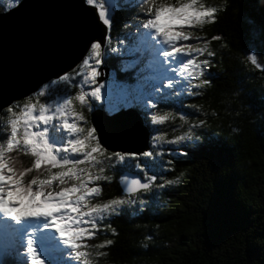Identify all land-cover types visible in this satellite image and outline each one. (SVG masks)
I'll return each mask as SVG.
<instances>
[{
	"label": "snow or ice",
	"instance_id": "1",
	"mask_svg": "<svg viewBox=\"0 0 264 264\" xmlns=\"http://www.w3.org/2000/svg\"><path fill=\"white\" fill-rule=\"evenodd\" d=\"M84 3L99 10L96 16L102 32L85 45L81 60L53 81L58 89L63 86L62 95L39 102L38 98L54 96L51 86H46L0 100V119L6 128L0 137V234L4 237L0 264H93V256H107L112 239L91 242L109 229L118 235L111 227L112 219L134 202L143 206L139 212L145 211L146 197H155L180 182L166 175L174 170L177 161L173 157H188L206 139L219 138L205 131L204 120H192L182 111L187 100L199 97V90L213 82L207 69L216 52L210 40L194 33L214 23L219 10L203 0ZM19 6L20 0H0V17H9ZM185 9L195 11L200 19L174 24V15ZM122 11L132 14L123 21L125 35L118 34L114 43V15ZM114 57L130 58L126 63L131 68L120 70H130L136 77L131 90L113 80V89L131 97L116 105L109 102L111 92L106 93L100 82L104 75L101 66L106 58ZM248 59L264 71L257 55ZM165 106L176 109L186 126L171 136L158 127L176 114H158ZM98 110L107 117L103 125L88 117ZM129 111L139 114L149 131L147 151L113 147L128 134L120 116ZM254 115L264 119V113ZM14 154L30 157V166L18 168ZM109 169L119 171L121 195L102 200V182L112 180ZM92 249L99 251L93 253Z\"/></svg>",
	"mask_w": 264,
	"mask_h": 264
},
{
	"label": "trees",
	"instance_id": "2",
	"mask_svg": "<svg viewBox=\"0 0 264 264\" xmlns=\"http://www.w3.org/2000/svg\"><path fill=\"white\" fill-rule=\"evenodd\" d=\"M203 2L219 10L214 23L194 33L210 40L216 52L207 69L213 82L199 90V97L187 100L182 111L192 120H204L205 131L220 139H206L188 157H173L174 170L166 175L180 182L146 197L149 203L142 213L138 209L143 206L134 202L114 217L111 227L118 235L109 229L91 242L112 239L114 244L106 249L107 256H93V264H264V119L254 115L264 113V71L248 59L255 54L264 66V0ZM131 14L115 13L114 41L126 33L122 24ZM214 36L221 39L212 40ZM125 59H105L101 68L135 84L132 71L120 70L126 67ZM62 90L63 86L55 87L54 96ZM54 96L38 99L44 103ZM169 111L175 116L158 127L171 136L186 126L171 106L158 114ZM88 117L92 120V113ZM5 133L0 119V137ZM14 155L18 168L30 166V157ZM107 175L112 180L102 182V200L121 195L119 171L109 169Z\"/></svg>",
	"mask_w": 264,
	"mask_h": 264
},
{
	"label": "water",
	"instance_id": "3",
	"mask_svg": "<svg viewBox=\"0 0 264 264\" xmlns=\"http://www.w3.org/2000/svg\"><path fill=\"white\" fill-rule=\"evenodd\" d=\"M98 9L84 0H22L14 14L0 17V100L40 91L81 60L85 45L99 36ZM100 82L109 79L104 72ZM103 125V111L92 113ZM127 136L113 145L128 152L150 149L149 131L134 111L122 113Z\"/></svg>",
	"mask_w": 264,
	"mask_h": 264
},
{
	"label": "rangeland",
	"instance_id": "4",
	"mask_svg": "<svg viewBox=\"0 0 264 264\" xmlns=\"http://www.w3.org/2000/svg\"><path fill=\"white\" fill-rule=\"evenodd\" d=\"M98 2H103V0H97ZM105 2H106V0H105ZM106 7H107V5H106ZM110 14H112L111 13V10H110ZM201 15H207V13H201ZM192 18L189 16V15H186L185 14V10H183V11H181V12H177L175 15H174V18H173V23L174 24H177V25H179V24H183V23H185V22H188V21H190ZM200 19V16H199V18L197 19V20H199ZM125 35V34H124ZM114 43H115V41H114ZM107 59V58H106ZM128 59H130V58H128V57H126V59L124 60L125 61V64H126V69H130L131 68V65L130 64H127L126 63V61L128 60ZM125 72H127L126 70L123 72V74L125 73ZM122 75V74H121ZM113 80H116L117 82H119V83H121V84H125V85H128L129 86V90H131V87L132 86H134L135 84H131V83H129V82H126V81H124V80H120L119 78H118V76H116V75H114V74H110V76H109V79H107L106 81H104V82H102L104 85H105V91H106V93L107 92H111V96L110 97H108V100H109V102L111 103V104H113V105H116V104H123V103H127V102H129L130 100H131V97H125V95L124 94H122L121 92H119L118 90H116V89H113L112 87H111V85H112V82H113ZM55 81V80H54ZM47 86H51V88L54 90L55 89V87H57L53 82H50L49 84H47ZM56 96H54V98H55ZM52 100H49V102H51ZM4 242V241H3ZM3 244V243H2Z\"/></svg>",
	"mask_w": 264,
	"mask_h": 264
},
{
	"label": "clouds",
	"instance_id": "5",
	"mask_svg": "<svg viewBox=\"0 0 264 264\" xmlns=\"http://www.w3.org/2000/svg\"><path fill=\"white\" fill-rule=\"evenodd\" d=\"M185 14L189 15L191 18L198 19L199 15L195 11H190L188 9H185Z\"/></svg>",
	"mask_w": 264,
	"mask_h": 264
},
{
	"label": "flooded vegetation",
	"instance_id": "6",
	"mask_svg": "<svg viewBox=\"0 0 264 264\" xmlns=\"http://www.w3.org/2000/svg\"><path fill=\"white\" fill-rule=\"evenodd\" d=\"M53 82V81H52ZM46 87V86H45Z\"/></svg>",
	"mask_w": 264,
	"mask_h": 264
}]
</instances>
